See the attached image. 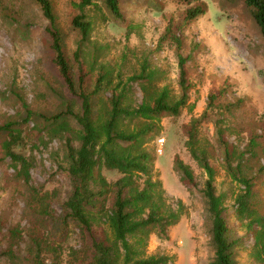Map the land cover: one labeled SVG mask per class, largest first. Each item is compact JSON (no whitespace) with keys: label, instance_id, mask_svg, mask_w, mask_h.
<instances>
[{"label":"rangeland","instance_id":"rangeland-1","mask_svg":"<svg viewBox=\"0 0 264 264\" xmlns=\"http://www.w3.org/2000/svg\"><path fill=\"white\" fill-rule=\"evenodd\" d=\"M51 1L56 26L71 56L81 40L80 32L71 24L81 13L76 7L79 0ZM199 1L206 5V13L183 34V54L189 57L191 85L187 106L178 117H162L159 134L147 145L156 178L172 201H182L185 214L169 228L168 238L150 234L143 256H165L166 264H214L213 218L203 193L207 175L187 150L182 125L200 117L207 110L210 93L221 90L225 92L217 107L208 111L200 138L217 173L216 192L224 196L229 236L238 240L235 262L255 264L251 257L252 235L235 216V197L241 186L226 171L225 150L219 144L217 126L225 129L224 139L229 144L234 169L254 180L256 210L264 215V38L241 0ZM184 9L178 0H123L126 18L136 27L128 35L103 1L87 8L85 14L94 27L90 41L82 48L81 62L89 73L90 90L94 89L101 65L111 66L115 75L122 73L126 79L139 73L140 63L147 57L153 67L166 71V80L160 86H168L178 96L175 49L168 43L160 47L159 38L169 17H179ZM47 26L40 6L33 0H0V253L7 251L0 257V264H26L23 259L31 246L29 228L35 221L29 209L31 187L49 194L51 208L57 214L69 193L66 139L78 146L73 139L78 126L66 112L78 113L80 103L57 74ZM77 67L73 65L75 74ZM132 87L134 99L140 103V88L137 84ZM105 96L108 98L109 94ZM96 111L97 100L95 116ZM60 123L66 124V130L51 136L49 131ZM4 127L22 132L24 143L13 150L31 163L28 184L19 178V165L4 149L9 140ZM252 139L254 148L250 146ZM176 158L193 171L194 186L181 182L174 168ZM107 175L109 179L118 177ZM38 200L36 204L40 203ZM16 228L22 238L11 240L10 232ZM75 237L72 231L69 245L77 246Z\"/></svg>","mask_w":264,"mask_h":264},{"label":"trees","instance_id":"trees-1","mask_svg":"<svg viewBox=\"0 0 264 264\" xmlns=\"http://www.w3.org/2000/svg\"><path fill=\"white\" fill-rule=\"evenodd\" d=\"M41 8L48 21L46 32L50 37L53 64L68 92L80 103L78 113L67 111L77 126L73 139L68 138L67 177L69 193L60 203L61 213L51 208L49 194L31 187L30 211L33 221L29 228L30 248L23 259L26 264H166L165 256L144 257L149 235L168 238L170 227L177 225L185 214L182 201H172L160 180L156 178L153 157L147 145L159 134V126L165 115L178 117L189 99L187 63L184 56V32L206 13V5L199 0H178L185 5L179 17L171 15L159 38V46L172 45L178 61V96L168 86H160L166 80V71L153 67L145 57L140 71L124 79L115 75L109 65H101L95 78L94 89L89 88V73L82 68V48L90 41L93 21L85 11L103 1L114 20L122 23L128 35L135 30L123 11V0H79L76 7L80 14L73 18L72 27L81 34L77 49L70 56L64 46L63 35L56 26L51 0H33ZM250 11L264 38V0H241ZM77 64V73L73 65ZM94 71L92 68L91 73ZM133 84L142 93L141 102L134 99ZM225 92V91H224ZM222 91H212L207 110L198 118L182 125L186 137L185 146L192 159L206 173L204 197L213 218L212 238L215 245L214 264H236L235 249L238 240L229 236L228 217L224 196L217 194L214 185L216 170L210 164L209 151L200 138V129L208 119V111L217 107ZM109 94L107 98L105 95ZM97 100L96 116L94 105ZM232 105V104H231ZM220 123V121H218ZM217 123V124H218ZM9 140L4 149L19 165L18 176L26 184L30 181L31 163L13 149L24 143L22 132L4 127ZM66 130L60 123L49 133L59 135ZM225 129L217 126L218 141L225 150V166L228 174L241 186L235 197L236 218L245 224L254 244L251 257L255 264H264V215L255 205L254 180L240 174L232 166V153L224 139ZM251 147H255L252 139ZM175 171L181 182L195 185L191 168L178 158ZM108 173L116 174L109 179ZM39 199V200H38ZM37 200L40 203H37ZM48 225L46 229L44 226ZM75 232L77 246L69 245L71 232ZM11 240L22 238L16 228ZM78 238V241H77ZM7 251L0 253L5 254Z\"/></svg>","mask_w":264,"mask_h":264},{"label":"built area","instance_id":"built-area-1","mask_svg":"<svg viewBox=\"0 0 264 264\" xmlns=\"http://www.w3.org/2000/svg\"><path fill=\"white\" fill-rule=\"evenodd\" d=\"M164 142H165L164 139H162V141L160 143L163 144Z\"/></svg>","mask_w":264,"mask_h":264}]
</instances>
